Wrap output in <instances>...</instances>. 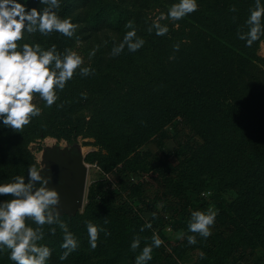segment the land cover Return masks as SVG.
<instances>
[{
  "label": "rangeland",
  "instance_id": "1",
  "mask_svg": "<svg viewBox=\"0 0 264 264\" xmlns=\"http://www.w3.org/2000/svg\"><path fill=\"white\" fill-rule=\"evenodd\" d=\"M222 1L229 0H197L204 10ZM173 2L69 0L66 16L84 17L73 21L77 28L71 48L83 57L82 65L91 60L89 53L99 47L100 39L92 31L96 24L90 19L98 12V19L111 22V27H104L100 33L104 44L114 39L119 43L128 31L126 23L133 21L137 35L145 41L143 46H149L142 34L161 37L148 28ZM28 4L37 6L38 0H28ZM118 15L121 24L114 22ZM247 15L238 8L232 10L230 25L236 30V44L222 62H212L201 75L198 85L208 90L209 102L197 106L190 115L165 108L155 114L151 108L137 106L133 111L107 112L108 104L101 107L95 103L97 93L89 92L91 86L82 82L84 89L67 113V118L79 126L77 135L67 139L48 132L29 144L36 166H43L41 176L47 183L49 163L81 162L86 169L81 205H56L59 219L68 223L79 246L60 260L64 251L60 247L61 230L56 224L43 226L42 242L52 248L48 264H134L135 256L151 243L154 232L163 243L153 248L147 264H256L261 259L259 240L264 237V223L259 217L264 216V201L257 203L244 181H254V190L261 189L264 194V118L257 113L264 109V36L250 47L238 38ZM184 17L191 18L192 13ZM161 23L178 26V21ZM187 31V41L197 38L196 33H212L204 20H192ZM50 36L25 33L18 44L39 42L46 47L52 44ZM202 39L199 37L196 43ZM159 44L167 48L164 41ZM227 85L229 106L216 102V91ZM178 176L186 177L194 186L201 180L209 181L210 186L198 194L186 189L192 203L184 204L170 194L167 185L169 177ZM7 181L0 175V182ZM36 186H40L39 181ZM209 206L217 210L211 234L203 237L196 233V243H189L187 236L193 234L187 228L191 212ZM89 220L104 229L95 248L89 245L85 227ZM148 221L151 227L141 231ZM53 226L57 227L55 234L48 232ZM134 236L140 237V247L135 251L130 248ZM0 264H15L7 250L0 253Z\"/></svg>",
  "mask_w": 264,
  "mask_h": 264
},
{
  "label": "clouds",
  "instance_id": "2",
  "mask_svg": "<svg viewBox=\"0 0 264 264\" xmlns=\"http://www.w3.org/2000/svg\"><path fill=\"white\" fill-rule=\"evenodd\" d=\"M61 4L62 0H38L37 6L30 7L28 0H0V125L5 128L20 129L40 115L41 107L33 102L36 94L50 107L58 99V90L65 87L77 69L81 75L94 71L88 66L82 67L83 57L73 48L61 51L55 43L46 47L39 42L18 44L25 33L48 35L57 32L72 37L77 25L71 17L59 14ZM197 8V0H174L167 12H160L153 20L148 31L155 29L157 36H163L169 27L161 21H179ZM232 10L235 11V7ZM126 27L128 31L122 40L113 44V55H118L125 47L135 52L145 43L137 35L133 21H128ZM261 36H264V0H254L238 31V38L250 47ZM174 48L178 49L179 45ZM42 168L29 165L26 175H15L7 182H0V196L8 197L0 199V253L7 250L8 258L15 264H48L52 248L42 242L45 225L56 224L61 230L60 247L64 251L60 260L66 259L79 246L68 223L59 219L61 213L56 208L59 195L46 186L47 181L41 176ZM37 181L40 186H36ZM216 215L214 206L193 210L187 225L193 234L187 236L188 242L196 243V233L209 236ZM85 227L89 245L95 248L99 232L104 229L90 220L85 221ZM144 227H151V222H146L141 231ZM56 230L55 226L48 228L52 234ZM161 243L162 239L154 232L151 243H146L135 256L134 264H147L152 259L153 248ZM139 247L140 237L134 236L130 248L135 251Z\"/></svg>",
  "mask_w": 264,
  "mask_h": 264
},
{
  "label": "trees",
  "instance_id": "3",
  "mask_svg": "<svg viewBox=\"0 0 264 264\" xmlns=\"http://www.w3.org/2000/svg\"><path fill=\"white\" fill-rule=\"evenodd\" d=\"M68 2L69 0H62L63 9L59 12L61 16H66ZM239 2L242 5L236 6L237 0H229L216 2L211 9L207 10L198 7L191 12V18H181L178 26L168 23L169 31L161 37L143 33L146 41L150 42L149 46H142L135 52H130L125 47L118 55L112 54L116 40L104 44L100 35L104 27H111V22L98 19L99 12L95 17L93 14L90 22H94L96 27L92 31L100 39V45L92 54L91 60L88 63L85 62L82 67L88 66L94 71L88 75H81L77 69L65 87L58 90V99L50 107L45 106L40 97H34L33 102L40 106L42 111L39 116L33 117L29 124L13 130L0 125L1 177L11 180L15 175H26L29 165L36 166L29 144L43 138L48 132L67 139L77 135L79 126L67 118V113L71 112L70 109L75 106L77 94L80 95L84 89L82 82L91 86L89 92L97 93L93 98L95 103L101 107H106L108 104L105 109L107 112L114 110L124 112L123 109L129 108L133 111L137 106L151 108L155 114L165 108V111H176L185 116L190 115L197 106H204L205 102H209V97L208 90H203L198 85L201 75L208 71L210 68L208 65L212 62H222L233 44H236L234 42L236 30L230 25L232 9L235 7L244 13L248 12L249 7L253 5L251 0H239ZM200 4L198 3V6ZM82 18H84L82 15H75L72 20L81 21ZM192 20L207 21L212 33H196L197 38H191L189 44L187 30ZM121 21L120 15L114 18L117 24H121ZM50 35V42L55 43L61 51L66 47L71 48L74 42V35L67 37L57 32ZM199 37L203 39L196 43ZM160 40L165 42L167 48L160 47ZM176 44L179 45L178 49L174 48ZM229 90L230 86L227 85L220 91H216V102L229 106L231 104L227 101ZM221 92L225 95L222 96ZM57 105L60 106L57 107ZM257 113L264 118V109L258 110ZM9 167L12 169L8 170ZM209 184V181L201 180L198 186H194L191 181L182 176L169 177L167 183L170 194L177 197L178 202L183 200L184 204L192 203L191 198L185 193L186 189L198 194L204 192L210 186ZM244 186L247 191H250V196L256 198L257 203L264 201L263 191L254 190V181H244ZM258 209L261 210V208ZM259 218L264 223L262 214ZM259 245L263 255L256 264H264V237L259 240Z\"/></svg>",
  "mask_w": 264,
  "mask_h": 264
},
{
  "label": "water",
  "instance_id": "4",
  "mask_svg": "<svg viewBox=\"0 0 264 264\" xmlns=\"http://www.w3.org/2000/svg\"><path fill=\"white\" fill-rule=\"evenodd\" d=\"M47 171L51 174L47 187L58 192V205L77 207L84 197L86 169L81 162L65 164L49 163Z\"/></svg>",
  "mask_w": 264,
  "mask_h": 264
}]
</instances>
